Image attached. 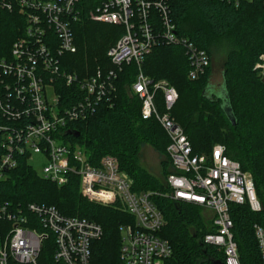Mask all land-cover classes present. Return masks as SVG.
Instances as JSON below:
<instances>
[{
  "label": "built area",
  "instance_id": "1",
  "mask_svg": "<svg viewBox=\"0 0 264 264\" xmlns=\"http://www.w3.org/2000/svg\"><path fill=\"white\" fill-rule=\"evenodd\" d=\"M89 1L0 0L1 10L18 12L26 23L11 57L0 59V183L22 158L32 167L30 160L35 155L46 161L40 175L43 179L65 186L78 177L84 198L134 218L133 223L120 226V264H167L173 255L169 241L160 236L166 221L152 201L154 195L196 205L212 213L203 242L217 250L213 260L241 264L230 205L247 204L253 212L262 210L251 176L227 155L224 145H215L209 155L195 154L183 128L170 115L178 99L176 89L167 81L154 82L141 71L155 47L173 45L184 50L189 77L197 80L211 65L208 52L179 35L170 0H91L92 5ZM221 1L239 6L254 0ZM84 16L125 28L107 52L113 69H98L87 77L62 66L63 56L78 50L74 26ZM131 64L139 68L130 93L141 102L142 119L157 120L170 140L165 194L134 192V180L116 157L103 156L93 165L84 148L64 138L73 124L90 120L100 105L113 106L118 74ZM254 69L264 82V54ZM158 92L164 97L163 113L156 104ZM254 233L264 264V229L255 225ZM103 234L98 223L64 216L53 206L0 200V264H38L50 236L56 264H91L92 245Z\"/></svg>",
  "mask_w": 264,
  "mask_h": 264
},
{
  "label": "trees",
  "instance_id": "2",
  "mask_svg": "<svg viewBox=\"0 0 264 264\" xmlns=\"http://www.w3.org/2000/svg\"><path fill=\"white\" fill-rule=\"evenodd\" d=\"M170 6L179 35L206 50L210 58V36L231 34L234 39L235 49L228 54L218 93H214L210 84L212 62L203 76L191 80L189 60L178 46L155 47L145 58L141 71L154 82L167 81L176 89L178 99L170 115L183 128L195 154L209 155L215 145L224 143L227 155L239 162L243 171L253 174L262 210L253 212L247 204H232L230 214L241 264H262L254 226L264 229V82L254 67L264 54V0L242 2L239 6L221 0H170ZM25 26L18 12L0 9V59L11 57L12 46L23 37ZM124 34L122 26L94 22L84 16L74 26L78 50L63 56V68L81 77L98 69H113L107 52ZM138 73L135 64L124 66L118 74L113 106L102 104L90 120L73 124L72 129L81 134L79 138L66 135L64 138L72 146L84 148L93 165L103 156L116 157L121 169L134 180V192L165 194L168 192L165 183L140 165L141 147L149 144L162 156L163 176L170 172L168 135L157 120L142 119L141 102L130 93V85ZM156 104L161 113L166 111L161 92L156 94ZM0 200L21 206L49 205L64 216L98 223L104 234L92 245L91 264H120V226L133 223L134 218L120 209L84 198L78 177L58 186L43 179L22 158L19 166L0 183ZM152 201L166 221L160 236L173 249L167 264H212L217 250L203 242L209 229L204 228L202 208L177 203L162 195H154ZM190 228H194L193 233ZM54 254V238L50 236L38 264H56Z\"/></svg>",
  "mask_w": 264,
  "mask_h": 264
},
{
  "label": "rangeland",
  "instance_id": "3",
  "mask_svg": "<svg viewBox=\"0 0 264 264\" xmlns=\"http://www.w3.org/2000/svg\"><path fill=\"white\" fill-rule=\"evenodd\" d=\"M208 49L211 53V62H212V77L210 84L212 86V90L214 91V93H218L222 89L223 71L225 68V63L228 59V54L230 51L235 49L234 39L231 34H227L219 37L210 36ZM222 145L225 144L223 143ZM77 147L80 146L77 145ZM161 160H162L161 154L157 152L151 145L145 144L141 147L140 165L150 174L159 178V180H161L164 183L165 177L161 173V169H160ZM30 163L32 167L36 170V172L39 175H41L43 167L46 163L45 159L42 158L40 155H35L33 156L32 160H30ZM244 172L249 174L254 182L253 174L248 170H244ZM201 215L204 222V228L207 229L209 226L208 219L210 218L212 213L202 209ZM190 231L193 233L194 228H190Z\"/></svg>",
  "mask_w": 264,
  "mask_h": 264
},
{
  "label": "water",
  "instance_id": "4",
  "mask_svg": "<svg viewBox=\"0 0 264 264\" xmlns=\"http://www.w3.org/2000/svg\"><path fill=\"white\" fill-rule=\"evenodd\" d=\"M69 136H73L74 138H79L80 137V132L75 131V130H71L67 133ZM212 264H221L219 261H214L211 260Z\"/></svg>",
  "mask_w": 264,
  "mask_h": 264
},
{
  "label": "crops",
  "instance_id": "5",
  "mask_svg": "<svg viewBox=\"0 0 264 264\" xmlns=\"http://www.w3.org/2000/svg\"><path fill=\"white\" fill-rule=\"evenodd\" d=\"M161 169V168H160Z\"/></svg>",
  "mask_w": 264,
  "mask_h": 264
}]
</instances>
